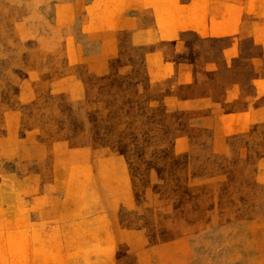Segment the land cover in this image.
Segmentation results:
<instances>
[{"label":"rangeland","instance_id":"rangeland-1","mask_svg":"<svg viewBox=\"0 0 264 264\" xmlns=\"http://www.w3.org/2000/svg\"><path fill=\"white\" fill-rule=\"evenodd\" d=\"M53 1L0 0V111L18 115L19 137L32 129L38 140L64 146L65 173L74 167L71 176L80 177V190L69 197L88 199L97 168L120 182L126 201L104 235L102 223L77 225L81 241L103 239L106 247L70 248L68 255L97 256L101 264H264V199H251L239 185L252 173L247 152H239L249 140L232 137L230 148L218 150L211 109L163 99L167 85L146 87L144 72L127 66L135 57L114 59L117 70L106 81L89 75L88 62L76 55L72 24H55L46 7ZM61 75L64 85L57 87L51 81ZM9 171H0V264L55 255V248L38 245L57 232L26 214L25 185H10ZM32 194L37 210L40 191Z\"/></svg>","mask_w":264,"mask_h":264},{"label":"crops","instance_id":"crops-1","mask_svg":"<svg viewBox=\"0 0 264 264\" xmlns=\"http://www.w3.org/2000/svg\"><path fill=\"white\" fill-rule=\"evenodd\" d=\"M46 7L54 10L55 24H72L76 55L79 62L81 56L88 62L89 75L106 81L117 70L114 59L135 57L137 63L128 60L127 66L132 72H144L146 87L167 85L163 99L211 109L218 150H226L232 137L248 139L249 143L239 145V152H247L252 173L239 185L251 199L257 194L264 199V0H56ZM187 55L200 60L180 58ZM51 82L62 87L64 76ZM80 85L81 78L74 74L73 87ZM94 85L90 82L89 88ZM16 116L11 108L0 111V171L8 167L9 184L25 185L26 214L48 223V233L58 234L38 245L55 248V255L35 253L25 262L101 264L104 260L97 256L71 258L68 252L106 247L103 239L81 241L77 225L102 223L98 234L104 235L108 220L114 221L113 211L126 204L120 182L98 175L97 168L93 174L91 160L88 199L69 197L70 191L80 190V177L71 176L74 167L65 173L64 146L38 140L32 129L19 137ZM37 190L41 207L36 210L32 193ZM45 231L42 227L41 234Z\"/></svg>","mask_w":264,"mask_h":264}]
</instances>
